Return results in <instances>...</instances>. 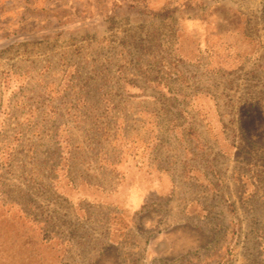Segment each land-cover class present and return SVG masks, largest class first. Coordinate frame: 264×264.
Listing matches in <instances>:
<instances>
[{
  "label": "rangeland",
  "instance_id": "obj_1",
  "mask_svg": "<svg viewBox=\"0 0 264 264\" xmlns=\"http://www.w3.org/2000/svg\"><path fill=\"white\" fill-rule=\"evenodd\" d=\"M182 112L185 145L171 132ZM153 130L178 188L205 203L195 227L213 212L223 248L187 263L264 264V0H0V244L25 230L44 264H88L120 137L136 153Z\"/></svg>",
  "mask_w": 264,
  "mask_h": 264
},
{
  "label": "crops",
  "instance_id": "obj_2",
  "mask_svg": "<svg viewBox=\"0 0 264 264\" xmlns=\"http://www.w3.org/2000/svg\"><path fill=\"white\" fill-rule=\"evenodd\" d=\"M210 112L207 108L206 113ZM182 116L184 121L171 132L178 144L185 145L187 138L195 136V131L187 121L186 112H182ZM209 122L208 118L207 123ZM210 125L218 129L220 123L212 120ZM155 131L150 134L149 143L144 145L143 150L139 152L134 145L136 153L130 151V143L121 137L120 156L110 163L118 181L110 188H102L96 193L99 201L97 205L109 206L113 215L104 220L108 226L107 234L104 235L105 238L97 239L98 250L88 264H188V255L195 251L207 254L217 252V256L223 249L220 244L211 250V243L217 242L215 240L218 236L211 229L214 226L211 218L213 212H209V216L203 214L206 218L205 230L199 231L195 227L193 221H197L198 211H192L201 207L203 213L205 203L189 198L187 200L186 195L190 193V189L178 188L176 159L166 167L161 164L162 156L154 153L161 142ZM249 142L255 144V141ZM200 144L192 145V152H195L193 155L207 153L205 147ZM228 149L230 151L224 149L227 152L224 154L221 146L217 144L213 155L226 156L230 161H235L236 156L243 158L237 148ZM181 156L185 164L190 162L185 149L182 150ZM196 179L201 181V175L196 176ZM202 186L210 187L203 184ZM204 191L214 193L210 190ZM228 204L234 208L237 203L231 200ZM207 209L214 210L213 207ZM228 225L230 229L226 232L232 230L234 223L230 222Z\"/></svg>",
  "mask_w": 264,
  "mask_h": 264
},
{
  "label": "trees",
  "instance_id": "obj_3",
  "mask_svg": "<svg viewBox=\"0 0 264 264\" xmlns=\"http://www.w3.org/2000/svg\"><path fill=\"white\" fill-rule=\"evenodd\" d=\"M1 239L3 243L0 244V264H22L24 258H34L37 263L44 264L40 253L28 246L30 238L26 235L25 230L22 231L18 239H13L11 235H5V238L3 235Z\"/></svg>",
  "mask_w": 264,
  "mask_h": 264
}]
</instances>
